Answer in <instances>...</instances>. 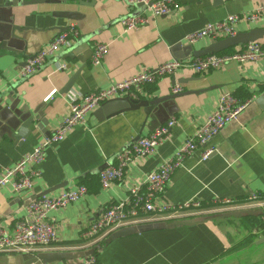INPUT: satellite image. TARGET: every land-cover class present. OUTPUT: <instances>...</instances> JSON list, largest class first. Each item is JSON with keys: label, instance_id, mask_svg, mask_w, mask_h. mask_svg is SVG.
<instances>
[{"label": "crops", "instance_id": "0c3cea01", "mask_svg": "<svg viewBox=\"0 0 264 264\" xmlns=\"http://www.w3.org/2000/svg\"><path fill=\"white\" fill-rule=\"evenodd\" d=\"M82 1L91 3L24 0L15 6H0V44H6V49L0 48V167L13 164L58 125L67 112L66 92L87 94L123 80L141 67L152 68L171 59H194V50L215 40L203 38L189 44L185 40L188 34L228 15L243 14L264 5V0H176L177 7L169 14L149 17L144 25L123 32L120 20L130 13L142 14L143 7L130 8L124 0ZM57 11L78 12L80 19L56 16ZM69 22H74L80 32L72 46L60 49L33 74L20 78L18 71L26 58L63 31ZM252 28H264V17L254 23L238 22L235 34ZM257 41L264 45V34ZM96 42L107 45L100 64L91 63ZM59 63L65 67L57 69ZM73 74L76 75L72 86L64 90ZM173 81L181 86L182 95L164 100L151 118L144 108L101 119L95 116L99 106L89 112L85 122L76 124L63 140L46 149L40 177L32 190L13 193L8 187L0 188V225L11 230L24 215L26 202L45 191L54 194L82 184L87 188L83 198L49 212L57 240L49 249L39 251L79 249L88 243L89 237L84 232L99 212L127 199L129 187L142 182L185 138L192 136L214 109L221 92L250 101L237 118L183 160L157 201L179 204L196 199L209 205L220 198L241 201L252 192L264 194V104L256 102L264 91V58L254 63L228 62L204 73L183 68L174 76L144 85L137 98L170 95ZM52 90L55 93L46 99ZM29 115L47 123L39 130L36 120L26 138H15L12 128ZM170 119L175 123L169 129V137L150 156L128 163L122 182L102 188L100 170L107 164H116V154L137 137L148 136ZM205 149L211 152L202 160L200 155ZM144 188L141 186L142 191ZM219 213L222 212L207 215ZM252 217L257 216L217 218L117 238L96 251L95 261L96 264H221L222 257L235 244L234 229H228L229 226L232 228L231 223L237 222L251 224ZM252 223L251 228L248 225L249 232L263 233L258 231V224ZM261 251L264 247L257 250ZM15 255L0 253L7 256L0 262L14 264ZM81 261L53 264H81Z\"/></svg>", "mask_w": 264, "mask_h": 264}, {"label": "built area", "instance_id": "2783aa9c", "mask_svg": "<svg viewBox=\"0 0 264 264\" xmlns=\"http://www.w3.org/2000/svg\"><path fill=\"white\" fill-rule=\"evenodd\" d=\"M124 1L130 8L143 7V12L124 16L120 20L123 32L144 25L149 17L167 15L177 7L176 0ZM263 17L264 5H260L243 14H231L220 21L207 24L200 30L188 34L185 40L186 43L192 44L203 38L218 40L232 36L235 34V26L238 22L254 23ZM79 36L80 32L76 24L69 22L65 30L57 33L46 45L26 58L18 71L19 77L33 74L48 57L53 56L60 49L72 46ZM106 49V44L94 43L91 63L100 64ZM261 58H264V45L253 41L242 46H235L228 52L207 54L194 59H171L152 68L141 67L133 75L87 94L77 95L74 91H68L64 94L67 112L58 125L13 164L0 167V188L8 187L13 193L32 190L35 180L40 177V167L44 161L46 149L63 140L76 124L85 122L86 115L106 100L124 96L137 98V93L144 85L156 82L164 76H174L183 68H188L195 73H204L220 68L228 62L254 63ZM56 66L57 69H63L65 64L59 63ZM181 90L179 84H173L170 89L172 94L179 93ZM54 93L55 90H52L46 99ZM249 101H240L229 92H221L215 100L214 109L207 114L192 136L185 138L175 152L149 172L142 182L129 187L127 199L99 212L84 232V236L89 237L88 243L80 248L91 247L102 241L110 232L127 225L152 220L172 221L244 208H264V194L257 192L250 193L241 201L220 198L209 205L202 204L196 199L179 204L157 201L172 173L182 165L183 160L198 147L206 144L226 123L237 118ZM174 123V119L168 120L165 124L157 126L148 136L137 137L135 141L117 153L116 164H107L98 174L101 187L108 188L116 182H122L127 164L150 156L156 146L169 137V129ZM210 152V149L203 150L201 159H206ZM141 186H144L145 190L142 191ZM86 193V186L81 184L75 188H63L54 194L47 193L28 200L24 215L11 230L0 225V253L35 254L41 249H49L57 240L56 227L48 219L49 212L64 208L67 204L83 198ZM81 264H96L95 257L90 255L82 259Z\"/></svg>", "mask_w": 264, "mask_h": 264}, {"label": "water", "instance_id": "95a60500", "mask_svg": "<svg viewBox=\"0 0 264 264\" xmlns=\"http://www.w3.org/2000/svg\"><path fill=\"white\" fill-rule=\"evenodd\" d=\"M0 6H15L20 2H24V0H1ZM34 1H48V2H60L65 0H34ZM78 4L88 5L91 2H83L82 0H77ZM54 15L68 19V20H79L80 14L78 12L73 11H57ZM17 28L13 26V29ZM66 27H63L62 30H65ZM264 34V28H252L248 31L238 32L232 36H226L211 42L204 48L200 50H194L193 56L195 58L205 56L207 54H215L222 51H225L229 48L235 46H242L248 42L257 41L262 37ZM0 48L6 49V44L2 42L0 44ZM76 74H73L66 84L64 85V90H67L69 87L72 86L74 77ZM175 82L173 81L172 84ZM182 95L181 92L170 94L164 97H155V98H130L128 96L124 97H117L112 98L109 100L104 101L99 105L95 112V116L98 119L103 117H108L116 113L124 112L127 110H135L138 108H144L145 114L148 117L153 116V112H155L157 106L160 103L164 102V100L178 97ZM260 105L264 104V91L260 94V96L256 99ZM38 120L36 124L39 130H42V125H45L47 122L43 119H35L33 115H29L27 118L22 119L17 126L12 128L13 136L15 138H26L29 133L31 132L30 126ZM49 193L48 191L43 192L41 195ZM40 195V196H41ZM264 212V208H255V209H241V210H234V211H227L222 212L219 214H212V215H204V216H195L191 218L185 219H177L172 221H151V222H142L132 225H127L120 227L112 232H110L103 240V243H97L91 247L87 248H80V249H72V250H62V251H39L35 254H19L13 257L14 264H53L62 261H71V260H80L84 259L90 255H93L96 251L102 249L103 246L109 244L112 240L137 234L143 233L152 230H163V229H171L178 225H195L197 223L212 221L217 218H241L246 216H260ZM264 247V233L259 234L252 240L248 241L246 244L245 250L251 249L252 253H256L257 250ZM258 255L264 254V251L257 252ZM257 254H255L257 256ZM6 260L7 256H0V260ZM3 264V262H0Z\"/></svg>", "mask_w": 264, "mask_h": 264}, {"label": "rangeland", "instance_id": "374dc122", "mask_svg": "<svg viewBox=\"0 0 264 264\" xmlns=\"http://www.w3.org/2000/svg\"><path fill=\"white\" fill-rule=\"evenodd\" d=\"M259 221H256L255 224H258L259 230H264V215L259 217ZM230 221H234L235 219H232ZM260 222V224H259ZM231 226H227L228 229H234V246L232 248V251L228 253V255L223 256L221 260V264H264V255H258L257 253H250L251 249H248V251L245 250L246 244L248 241L252 240L256 236H258L261 233L255 234V232H249L248 225L254 226L253 223L247 224L245 222H237V223H231ZM244 235L242 238L239 235ZM240 238V239H239ZM257 254V256L255 255Z\"/></svg>", "mask_w": 264, "mask_h": 264}, {"label": "trees", "instance_id": "16d2710c", "mask_svg": "<svg viewBox=\"0 0 264 264\" xmlns=\"http://www.w3.org/2000/svg\"><path fill=\"white\" fill-rule=\"evenodd\" d=\"M231 50V48H229V49H227V50H225V52H228V51H230ZM262 216V214L260 215V216H257V217H252V218H249V220H250V222L252 223V222H256V221H259V217H261ZM259 224H260V222H259ZM261 232H263L264 233V230H262ZM100 243L102 244L103 243V240L102 241H100ZM94 257L97 255V252H95L94 254Z\"/></svg>", "mask_w": 264, "mask_h": 264}]
</instances>
